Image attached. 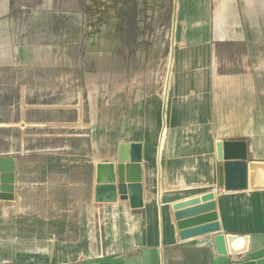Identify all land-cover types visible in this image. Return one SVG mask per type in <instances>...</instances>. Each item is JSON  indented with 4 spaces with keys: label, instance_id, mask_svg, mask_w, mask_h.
Masks as SVG:
<instances>
[{
    "label": "crops",
    "instance_id": "1",
    "mask_svg": "<svg viewBox=\"0 0 264 264\" xmlns=\"http://www.w3.org/2000/svg\"><path fill=\"white\" fill-rule=\"evenodd\" d=\"M41 3L32 0L27 7L26 28L19 20L0 19V158L15 160L14 200L0 201V207L1 212L19 208L16 200L25 189L26 209L33 212L25 223L1 216L0 264H231L264 257V112L259 102L263 93L243 88L244 79L257 77L242 74L236 59L212 55L215 43L239 44L245 32L238 26L211 29L206 0H178L180 21L173 28V38L175 33L177 37L168 73H136L128 88L113 91L107 100V158L88 161L93 206L108 217L105 249H84L81 229L77 235L73 225L72 239L67 228L72 225L61 216H36V206L62 209L60 202L37 203L40 189L47 193L63 184L77 193L78 185L82 193L84 140L99 153L98 129L92 121L84 122L79 93L68 102L60 60L28 57L26 72L19 73L18 66L24 63L15 58L20 46L16 29H49L44 18L51 14ZM0 4V14L9 11L6 0ZM53 17L60 22L59 14ZM230 30L242 36L234 37ZM44 45L41 40L26 47L33 55L43 53ZM56 66L58 71L50 70ZM23 82L25 88L18 89ZM219 141H245L246 190L226 192L219 187ZM120 144L142 145L143 206L138 209H131L119 195L116 203L94 201L96 165L116 163ZM211 188L220 192L214 212L220 233L235 236L226 243L227 256L216 252L210 236L181 240L171 208ZM20 226L26 227L25 237Z\"/></svg>",
    "mask_w": 264,
    "mask_h": 264
},
{
    "label": "rangeland",
    "instance_id": "2",
    "mask_svg": "<svg viewBox=\"0 0 264 264\" xmlns=\"http://www.w3.org/2000/svg\"><path fill=\"white\" fill-rule=\"evenodd\" d=\"M41 1V5L44 1L45 8L51 14L50 17L44 18L49 29H16L20 46L15 58L19 59V63H24L18 66L19 73L26 72L25 63L28 57L60 60L59 71L61 74L66 73L67 76L68 102L73 100L70 97L74 92L79 93L84 122L92 121L98 129L99 153L92 152L95 146L84 140L82 193L78 192V185L77 193L63 184L59 186L61 188L52 187L47 193L40 189L35 195L37 203L60 202L62 209L50 210L36 206L34 213L42 218L61 216L60 218L67 220V226L72 225L71 230L70 226L67 227L72 239L73 225H77V235L78 229H81L84 249L104 250L107 243L104 241V234L108 217L104 211L93 206L90 176L92 166L88 161L92 158L93 161L95 158L100 160L107 158L106 103L112 92L128 88L127 85L138 77L134 76L136 73L167 74L171 69L172 41L176 42L177 37L175 33L173 38V28L177 29L180 21L178 0ZM7 2L9 11L0 14V19L19 20L26 28V25L24 26L26 11L32 0H6ZM34 2L39 3V0ZM206 2L208 10L205 16L211 29L221 31L238 26L244 30L243 42L215 43L217 48L211 53L220 59L223 57L236 59L234 64L237 68L238 65L242 67L244 75L251 76L250 73H253L254 78L256 74L257 81L254 79L250 81L248 78L244 79L246 82L242 84L248 91L257 88L263 93L259 102L260 109L264 112V0H206ZM1 9L0 4V13ZM53 14L60 15V22ZM58 26L61 29H57ZM230 34L234 37L242 36L241 32L233 30H230ZM218 38L222 40L224 35H219ZM41 40L45 41L44 52L35 51L33 55L30 54L27 51V43L31 44L32 41L37 43ZM50 70L58 71V66ZM22 86L25 88V82L19 83L18 89ZM24 137L25 131L22 130V144ZM38 181L43 186L44 180L40 178ZM66 181L72 184L74 182L70 179ZM28 197L24 189L20 199L16 200L19 208L1 212L0 207V218L7 216L25 223L27 217H30L28 214L33 213L26 209ZM19 229L21 237H25L26 227L20 226Z\"/></svg>",
    "mask_w": 264,
    "mask_h": 264
},
{
    "label": "water",
    "instance_id": "3",
    "mask_svg": "<svg viewBox=\"0 0 264 264\" xmlns=\"http://www.w3.org/2000/svg\"><path fill=\"white\" fill-rule=\"evenodd\" d=\"M216 159L220 163L219 187L226 192L247 189L248 162L245 141H219L216 143ZM142 145L120 144L116 163L101 162L96 165L94 201L98 204L116 203L118 195L128 200L131 209L143 206L141 184ZM254 166V165H252ZM15 192V160L0 158V201H13ZM174 219L179 222L181 240L210 236L216 252L227 256V244L231 237L220 232L216 220L215 196L206 193L172 205ZM189 221H184L191 219ZM232 255H236L230 252ZM231 264H264V257Z\"/></svg>",
    "mask_w": 264,
    "mask_h": 264
},
{
    "label": "built area",
    "instance_id": "4",
    "mask_svg": "<svg viewBox=\"0 0 264 264\" xmlns=\"http://www.w3.org/2000/svg\"><path fill=\"white\" fill-rule=\"evenodd\" d=\"M209 192L214 194V196H218L220 193L218 189H214V188H211Z\"/></svg>",
    "mask_w": 264,
    "mask_h": 264
},
{
    "label": "bare ground",
    "instance_id": "5",
    "mask_svg": "<svg viewBox=\"0 0 264 264\" xmlns=\"http://www.w3.org/2000/svg\"><path fill=\"white\" fill-rule=\"evenodd\" d=\"M234 246H235V243H234ZM232 247H233V245H232Z\"/></svg>",
    "mask_w": 264,
    "mask_h": 264
}]
</instances>
